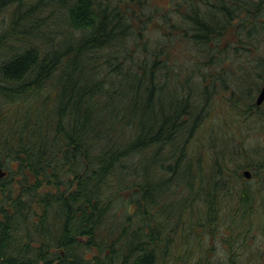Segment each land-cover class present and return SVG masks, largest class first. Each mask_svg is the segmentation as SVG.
<instances>
[{
  "label": "trees",
  "instance_id": "obj_1",
  "mask_svg": "<svg viewBox=\"0 0 264 264\" xmlns=\"http://www.w3.org/2000/svg\"><path fill=\"white\" fill-rule=\"evenodd\" d=\"M263 83L264 0H0V264H264Z\"/></svg>",
  "mask_w": 264,
  "mask_h": 264
},
{
  "label": "rangeland",
  "instance_id": "obj_2",
  "mask_svg": "<svg viewBox=\"0 0 264 264\" xmlns=\"http://www.w3.org/2000/svg\"><path fill=\"white\" fill-rule=\"evenodd\" d=\"M257 135V136H256ZM256 135H253V136H250L249 137V142L251 143V144H258L259 143V136H258V134H256ZM245 169H250L249 167H244L242 170H241V172H242V174L244 175V170ZM251 170V169H250ZM245 177V176H244ZM249 179H252V176H251V178H249ZM260 237V236H259ZM262 239V238H261ZM261 239L259 238V243L260 242H262L261 241ZM213 240V239H212ZM210 244L212 243L211 241L209 242ZM214 244V243H213ZM218 245V247H221V245L220 244H217ZM201 254L202 253H200L199 252V255H196V256H198V258L197 257H193V258H190V259H188V260H182L181 262H180V264H200L199 263V256L202 258V260H205L206 259V257H203V256H201ZM209 254V258L210 257H214V254H218V250L217 251H212L211 253H208ZM250 260H248V262H249ZM212 262L214 263V262H216V260L214 259V260H212ZM176 264H179L178 263V261H177V263Z\"/></svg>",
  "mask_w": 264,
  "mask_h": 264
},
{
  "label": "water",
  "instance_id": "obj_3",
  "mask_svg": "<svg viewBox=\"0 0 264 264\" xmlns=\"http://www.w3.org/2000/svg\"><path fill=\"white\" fill-rule=\"evenodd\" d=\"M263 102H264V83H263V85L260 89V92L258 93L257 98H256V103L258 105L262 104ZM243 173H244V176L246 178H250L252 176V171L250 169H245Z\"/></svg>",
  "mask_w": 264,
  "mask_h": 264
}]
</instances>
